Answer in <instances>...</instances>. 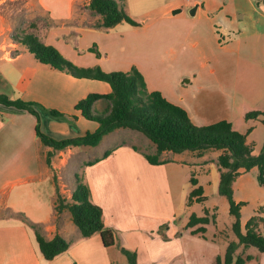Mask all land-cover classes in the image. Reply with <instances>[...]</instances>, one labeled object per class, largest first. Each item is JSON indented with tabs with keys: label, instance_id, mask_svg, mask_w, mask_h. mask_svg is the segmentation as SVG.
I'll return each instance as SVG.
<instances>
[{
	"label": "crops",
	"instance_id": "obj_1",
	"mask_svg": "<svg viewBox=\"0 0 264 264\" xmlns=\"http://www.w3.org/2000/svg\"><path fill=\"white\" fill-rule=\"evenodd\" d=\"M7 3L0 0V95L65 113L63 118L40 115L41 131L55 139L95 131L99 123L85 118L76 104L91 93H110L111 85L40 62L14 39L18 32L36 35L81 67L99 66L107 72L137 68L149 90L160 91L203 125L221 120L234 125L235 55L243 41L264 37V0H125L122 7L140 25L122 22L112 28L98 26L101 15L89 8L90 0H22L23 11L15 15L7 13ZM219 75L230 87L217 90L203 84L206 77ZM106 106L99 99L94 110L102 112ZM37 124L29 111L0 105V264H127L119 244L136 251L137 264H217V257L224 255L225 243L205 232L193 233L189 219L178 217L185 190L171 186L170 169L162 167L207 161L208 151L201 156L190 150L165 151V162L152 164L145 153H154L155 146L129 128L109 133L97 146L55 151L43 144ZM139 134L149 146L135 140ZM121 135L135 141H117ZM105 140L112 146L105 148ZM107 150L111 153L104 156ZM242 170L237 177L246 172ZM68 172L90 187L91 200L102 207L105 224L114 229L115 244L105 246L100 233L84 236L67 208L57 211L58 195L70 201L75 188V183L67 187ZM206 201L202 187V194L187 205ZM247 220L241 219L243 230ZM31 223L46 238L62 234L70 241L69 249L46 259ZM231 225L228 241L236 239ZM239 250L246 264H264L258 248Z\"/></svg>",
	"mask_w": 264,
	"mask_h": 264
},
{
	"label": "trees",
	"instance_id": "obj_2",
	"mask_svg": "<svg viewBox=\"0 0 264 264\" xmlns=\"http://www.w3.org/2000/svg\"><path fill=\"white\" fill-rule=\"evenodd\" d=\"M123 1L125 0H90L89 8L101 15L98 26L112 28L122 22L139 26L140 23L129 16L122 7ZM14 39L24 43L40 62L78 78L106 81L112 88L108 94L91 93L76 104V109L80 110L85 118L99 123L98 128L83 136L63 139H55L41 131L40 115L47 112L53 117L63 118L66 116L65 113L48 109L36 102L12 99L1 94V106L29 111L37 117V134L45 146L55 151L71 146H97L109 133L120 128H129L143 133L155 146L154 153H145V157L152 164L165 162L161 159L165 151L190 150L201 156L211 149L221 150L218 157L221 171L219 193L228 198L230 212L234 215L231 229L236 239L228 241L224 255L217 257V264H246L247 258L243 257V251L239 250L241 246L243 248L255 246L264 252V216L261 214L264 207L247 220L243 230L241 206L244 203L235 200L233 189V182L241 174L242 169L247 172L258 168L257 178L260 185L264 186V146L259 154H253V148L247 144L248 133L237 131L229 120L202 126L194 124L185 108L167 100L160 91L149 90L144 75L137 68L127 72H107L99 66L81 67L63 56L54 46L43 43L34 34H16ZM99 99L107 103L102 112L94 110V104ZM263 116L264 110H251L245 113L246 119L260 120ZM110 153L111 150H107L104 156ZM52 155L53 151H49L47 155L49 164ZM191 182L189 205L194 197L202 194V187L197 186V179L193 177ZM74 183L75 188L70 201L58 195L57 211L67 208L84 236L100 233L105 246L115 244L114 229L105 224L102 207L91 200L88 184L78 175L75 176ZM199 198L200 201L204 199L201 196ZM215 219L216 212H210L206 208L203 215L192 213L187 227L191 228L193 233H204L206 224ZM31 226L46 259H53L69 249L70 241L62 234L57 233L52 238H46L34 223H31ZM119 250L125 256L127 264H137L136 251L121 244Z\"/></svg>",
	"mask_w": 264,
	"mask_h": 264
},
{
	"label": "rangeland",
	"instance_id": "obj_3",
	"mask_svg": "<svg viewBox=\"0 0 264 264\" xmlns=\"http://www.w3.org/2000/svg\"><path fill=\"white\" fill-rule=\"evenodd\" d=\"M19 4V5H18ZM17 5V6H16ZM22 0L13 2L9 0L6 6L7 13H22ZM22 33L18 32V35ZM234 75L232 78L231 87L236 89V103L233 108L234 128L242 133L250 131L247 140L251 143L255 154H259L264 146V116L262 119H246L245 108L248 111L254 109H264V37L248 39L242 42L240 52L235 55V64L233 65ZM216 76L206 77L203 84H208L206 87L220 90L222 87H230L226 85V80ZM229 82V79H228ZM254 108V109H253ZM192 120V119H191ZM262 120V121H261ZM198 126H202L198 122H193ZM135 139L141 146H149L150 143L145 140L142 134ZM144 135V134H143ZM121 139L127 141H135L133 136H117V141ZM149 139V138H148ZM110 140H105L104 147H111ZM218 149L208 151L207 161L200 163H169L171 186L178 190H185L181 198L182 212L178 217H182V221H187L192 213L199 215L205 214V209L210 212H216V219L206 224L205 233L212 238H215L220 244L228 242V226L231 225L234 215L230 212L229 201L225 195L219 193L220 174L218 162L216 163ZM64 155H60L58 161H61ZM243 171V170H242ZM70 173V174H69ZM258 168H253L239 176L234 181V196L243 201L241 206V219L247 220L257 212L260 206H264V186H261L258 181ZM73 172H68L69 184L71 186L75 179ZM195 177L198 181L197 186H202L208 195V201L205 203H193L188 206L189 195L192 189L191 179ZM74 179V180H73ZM183 188V189H182ZM178 200V197L176 196ZM233 237V236H232ZM256 249L255 246H251ZM120 251V250H119ZM120 254L124 256L121 251Z\"/></svg>",
	"mask_w": 264,
	"mask_h": 264
},
{
	"label": "water",
	"instance_id": "obj_4",
	"mask_svg": "<svg viewBox=\"0 0 264 264\" xmlns=\"http://www.w3.org/2000/svg\"><path fill=\"white\" fill-rule=\"evenodd\" d=\"M176 11H181V8L180 9H176Z\"/></svg>",
	"mask_w": 264,
	"mask_h": 264
},
{
	"label": "built area",
	"instance_id": "obj_5",
	"mask_svg": "<svg viewBox=\"0 0 264 264\" xmlns=\"http://www.w3.org/2000/svg\"><path fill=\"white\" fill-rule=\"evenodd\" d=\"M185 1H190V0H185Z\"/></svg>",
	"mask_w": 264,
	"mask_h": 264
}]
</instances>
